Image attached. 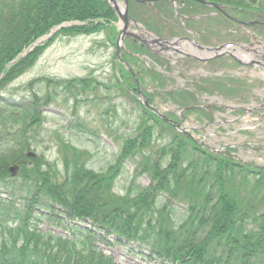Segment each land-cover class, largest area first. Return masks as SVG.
<instances>
[{"label": "trees", "instance_id": "16d2710c", "mask_svg": "<svg viewBox=\"0 0 264 264\" xmlns=\"http://www.w3.org/2000/svg\"><path fill=\"white\" fill-rule=\"evenodd\" d=\"M111 21L116 16L106 0H0V264H123L111 253L115 248L145 264H264V172L252 173L165 130L157 131L167 133L160 159L149 122L156 117L148 111L104 171L89 167L90 151L61 138L59 162L37 153L44 108L61 93L79 99L92 82L35 79L21 98L9 97L7 88L57 37L95 35ZM72 22L82 25L61 30L21 58ZM40 83L44 89L37 92ZM75 126L65 130L97 143L85 124ZM129 163L132 184L119 194L115 186ZM12 166L20 167L16 178ZM192 171L196 187L184 183ZM145 176L150 183L139 185Z\"/></svg>", "mask_w": 264, "mask_h": 264}, {"label": "flooded vegetation", "instance_id": "af4514ba", "mask_svg": "<svg viewBox=\"0 0 264 264\" xmlns=\"http://www.w3.org/2000/svg\"><path fill=\"white\" fill-rule=\"evenodd\" d=\"M188 1H165L159 8L155 4L162 1L147 2L153 10L142 24L133 16L139 24L129 28L134 37L125 40L121 58L111 64L119 91L157 109L175 98L165 112L194 133L197 142L219 143L243 132L244 141L259 139L263 145L264 13L216 9L214 0ZM187 111L209 118L187 126ZM231 143L218 145L234 148Z\"/></svg>", "mask_w": 264, "mask_h": 264}, {"label": "rangeland", "instance_id": "374dc122", "mask_svg": "<svg viewBox=\"0 0 264 264\" xmlns=\"http://www.w3.org/2000/svg\"><path fill=\"white\" fill-rule=\"evenodd\" d=\"M232 5L235 6V4ZM216 25L223 24L217 23ZM224 29L218 30L217 33L224 31ZM113 54L114 50L106 44L101 34L76 38L60 36L33 69L7 88L6 92L9 93V97L13 95L19 98L25 94L26 86L30 82L40 78L74 80L75 83L80 80L79 78H89L96 84V86L93 85V89L88 91L89 94L85 97L87 98L86 101L81 99L69 100L64 93H61L58 102L46 108L48 110L46 113L47 120L40 135L41 147L37 152L39 155H44L50 161L59 162L57 143L58 139L61 138L72 142L83 150L90 151L93 156V160L90 162L91 167L96 171H104L109 163L114 160L115 155L119 153L124 139L137 134L135 130L142 124H139L141 121L140 102L137 99H131L126 94L117 95L119 89L112 74L113 69L111 66ZM43 85V83H40L35 86L37 92L44 89ZM74 105L75 109H73ZM169 106L170 102L166 100V102L160 103L159 110L166 113L165 111L170 110ZM192 117H196V115H192ZM77 123L85 124L93 131L94 135H98L99 137L95 138L97 143L85 135L70 133L69 131L66 133V127L74 130ZM191 124L189 122L187 126ZM151 129L157 132L165 128L161 124L155 123ZM165 131L160 134L167 136ZM220 132L224 131L221 130ZM202 134H206V132ZM121 135H124V137H120ZM245 137L246 134L240 132L235 136L232 135L228 141L219 142H234L231 143L235 146L232 150L212 141H206L205 144L213 151L214 156L224 155L226 150L229 149L231 153L237 155L235 159L246 161L253 166L264 167V151L260 150L256 154L254 153V150H264V144L262 145L259 139L252 140V143L250 139L248 143L243 140ZM154 141L153 148H155V151L160 152V159H162L161 150L165 147L164 139H153ZM243 144L247 146H243ZM134 170L135 166L132 164L126 165L115 186L117 193L124 194L132 184ZM212 171H214L213 168ZM197 173L200 175L201 171L198 169ZM208 175H203L200 185L206 183ZM193 178L194 173L192 171L185 177L184 183H191L193 187L198 186L195 181L191 180ZM149 183L147 177L138 180V184L141 186ZM227 187H229V184H227ZM111 253L123 264H145L134 256L129 257L122 253L119 248L112 249Z\"/></svg>", "mask_w": 264, "mask_h": 264}, {"label": "water", "instance_id": "95a60500", "mask_svg": "<svg viewBox=\"0 0 264 264\" xmlns=\"http://www.w3.org/2000/svg\"><path fill=\"white\" fill-rule=\"evenodd\" d=\"M111 2H113V3H115V0H110ZM118 13H119V15H120V18L123 20V22L125 23V25H126V28L128 27V25H129V13H128V8H127V6L125 7V9L121 12L120 10H118ZM61 27H65V25L64 26H61ZM60 27V28H61ZM50 36H48V37H46V38H43L41 41H43V40H46V39H48Z\"/></svg>", "mask_w": 264, "mask_h": 264}]
</instances>
